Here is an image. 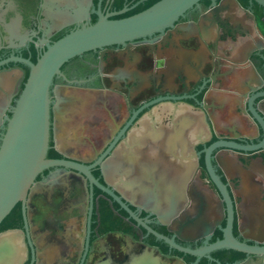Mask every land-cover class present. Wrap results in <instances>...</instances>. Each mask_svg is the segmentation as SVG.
I'll list each match as a JSON object with an SVG mask.
<instances>
[{"label": "flooded vegetation", "instance_id": "af4514ba", "mask_svg": "<svg viewBox=\"0 0 264 264\" xmlns=\"http://www.w3.org/2000/svg\"><path fill=\"white\" fill-rule=\"evenodd\" d=\"M158 1L0 0V142L4 117L10 116V106L29 71L16 58L34 63L45 43L94 23L98 13L119 19ZM228 28L234 30L233 36L224 33ZM222 61L235 65L221 68ZM238 66L249 74L235 77L236 87L224 88L223 79ZM61 72L66 80L54 77L52 89L98 91L99 101L82 119L76 106L75 112L64 115L71 122L65 149L57 145L62 129L57 117L62 110L51 90L47 157L89 166L96 181L139 220L182 246L195 248L222 238L227 208L206 167L205 153L210 143L219 140L253 144L263 136L253 110L264 125V104L257 106L253 99L252 110L250 99L264 92V6L257 0H198L161 30L84 52L64 63ZM208 73L215 81L200 83ZM144 128L181 135L144 136ZM129 139L131 192L107 175L112 160L123 171L125 155L116 151ZM209 163L229 198L231 236L245 244L263 245L264 142L253 148L216 146L209 152ZM170 174L188 176L177 187L182 197L175 200L172 211L160 208L168 201L158 194L168 188ZM89 192L86 175L72 168L51 166L38 174L25 202L33 254L20 202L0 230L22 231L16 260L79 264ZM144 224L92 183L89 234L80 264H264V252L219 248L191 253L169 244Z\"/></svg>", "mask_w": 264, "mask_h": 264}, {"label": "water", "instance_id": "95a60500", "mask_svg": "<svg viewBox=\"0 0 264 264\" xmlns=\"http://www.w3.org/2000/svg\"><path fill=\"white\" fill-rule=\"evenodd\" d=\"M198 0H159L149 8L138 12L136 14L126 16L119 19H109L107 15L98 13L97 20L92 24H82L80 27L71 30L54 42L45 43L43 50L37 57L36 61L30 62L27 59L16 58L19 61L27 64L29 71L25 83L18 97L15 99L14 105L10 106V116H5L4 132L1 136L0 142V223L11 212L17 203L22 204L23 212V225L26 237L33 254V248L27 229L26 215H25V202L29 190L35 184V179L46 168L51 166H63L72 168L86 175L91 184L94 183L100 189L111 195L117 200L134 218L139 220L126 205L109 189L102 186L90 174L89 166L83 165L67 159H54L48 158L47 152L50 141V108H51V90L56 93L58 87L52 89L54 77L60 75L66 80V77L61 72V67L71 58L78 56L84 52L103 48L112 44H121L126 41L142 37L152 32L159 31L163 27L170 25L175 19L183 14L190 6L195 4ZM264 6L262 0H257ZM226 35L233 36L234 30L230 28L225 29ZM215 77L206 74L198 81L202 84L209 83ZM198 83V82H196ZM93 92V91H92ZM254 99V100H253ZM253 102L255 105L264 104V92L258 93L250 99V104L253 110ZM59 103L57 100L56 105ZM255 117L263 129V136L259 143L253 144H237L223 140L210 143L207 146L205 153V164L209 174L217 184L227 208V222L222 238L206 243L204 245L192 248L182 246L162 233L153 230L165 239L169 244L189 251L191 253L206 254L219 248H235L243 251L264 252L263 245L245 244L235 240L229 230L230 221V203L228 195L225 191L223 183L213 172L209 163V152L216 146H230L237 148H253L264 142V125L260 117L253 110ZM141 132L144 136H178L179 132ZM175 130V127H174ZM130 136V135H129ZM172 146V142L169 143ZM124 154V161L126 164L122 166L123 171L119 172L114 160L107 165V175L111 182L119 179L126 188L125 190L131 192L132 174L130 173V150L131 139L121 148ZM115 157V152L113 154ZM188 178L187 175H169L168 188L159 190L160 199L168 201V206H160L161 209H174L175 200L182 197V193L177 190L181 185L183 178ZM176 179V181L174 180ZM109 182V181H108ZM162 182L160 183V185ZM165 184V182H164ZM90 192L88 202V218H87V231L86 240L82 253L84 256L87 240H88V219L90 207ZM163 202V201H162ZM19 229H7L0 232V264H20L16 257L20 254L19 238L21 234ZM80 260V262H81ZM32 261V257H31ZM79 262V264H80ZM31 264V262L29 263Z\"/></svg>", "mask_w": 264, "mask_h": 264}, {"label": "rangeland", "instance_id": "374dc122", "mask_svg": "<svg viewBox=\"0 0 264 264\" xmlns=\"http://www.w3.org/2000/svg\"><path fill=\"white\" fill-rule=\"evenodd\" d=\"M99 94L98 91H93L90 93H86L83 90L76 89V88H70L68 86L58 87L56 89V99L59 100V105L61 107L62 113L57 117L58 121L60 123L58 124V127L61 126L60 135H58L57 138V145H62L65 149L70 144L69 137V130H67L71 124L69 122L68 117L64 116L67 113L75 112L74 106H76L79 110L75 113H78L80 115L79 119H82V117L87 115L89 112H86L87 109L92 104H97V101H99ZM78 119V120H79ZM76 144V143H74ZM76 145H79L77 143Z\"/></svg>", "mask_w": 264, "mask_h": 264}, {"label": "crops", "instance_id": "0c3cea01", "mask_svg": "<svg viewBox=\"0 0 264 264\" xmlns=\"http://www.w3.org/2000/svg\"><path fill=\"white\" fill-rule=\"evenodd\" d=\"M235 64L230 62V61H222L221 62V68L229 67V66H234ZM249 74L248 70L242 66L235 67L232 75H226L225 78L223 79V87L224 88H231V86L236 87L234 81L235 77H239L241 79L242 76ZM238 79V80H239ZM217 87V85H214ZM217 94H221L220 92L217 91Z\"/></svg>", "mask_w": 264, "mask_h": 264}, {"label": "trees", "instance_id": "16d2710c", "mask_svg": "<svg viewBox=\"0 0 264 264\" xmlns=\"http://www.w3.org/2000/svg\"><path fill=\"white\" fill-rule=\"evenodd\" d=\"M7 218V216L4 218V220L0 223V230H2L4 228V221Z\"/></svg>", "mask_w": 264, "mask_h": 264}]
</instances>
